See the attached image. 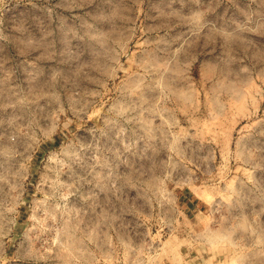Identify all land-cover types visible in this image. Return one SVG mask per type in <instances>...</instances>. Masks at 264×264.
Here are the masks:
<instances>
[{
	"label": "rangeland",
	"instance_id": "obj_1",
	"mask_svg": "<svg viewBox=\"0 0 264 264\" xmlns=\"http://www.w3.org/2000/svg\"><path fill=\"white\" fill-rule=\"evenodd\" d=\"M0 264H264V0H0Z\"/></svg>",
	"mask_w": 264,
	"mask_h": 264
}]
</instances>
